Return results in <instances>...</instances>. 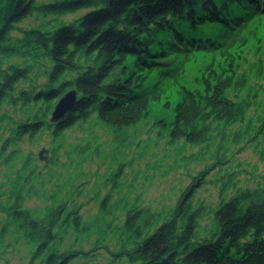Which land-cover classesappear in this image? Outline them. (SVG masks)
<instances>
[{
  "label": "trees",
  "instance_id": "trees-1",
  "mask_svg": "<svg viewBox=\"0 0 264 264\" xmlns=\"http://www.w3.org/2000/svg\"><path fill=\"white\" fill-rule=\"evenodd\" d=\"M28 17L35 23L21 25ZM263 33L264 0H0V108H13L0 112V209L33 246L27 264H90L103 254L107 264H264V176L256 188L240 186L229 148L242 141L264 160ZM253 40L257 57L249 61ZM198 59L189 79L187 67ZM39 74L45 80L36 88ZM28 80L35 85L23 86ZM70 89L78 92L74 109L51 122L55 103ZM170 93L173 115L159 125L168 142L200 145L203 155L214 150L167 211L124 206V198L108 193L86 218L79 190L60 197V183L43 193L47 203L39 211L26 206L38 186L42 193L54 183L58 165L39 152L23 155L26 136L50 131L56 153L67 127L94 119L119 132ZM253 107L260 112L250 115ZM90 147L71 149L84 155ZM214 169L218 203L194 201ZM8 227L0 224V243Z\"/></svg>",
  "mask_w": 264,
  "mask_h": 264
},
{
  "label": "rangeland",
  "instance_id": "rangeland-1",
  "mask_svg": "<svg viewBox=\"0 0 264 264\" xmlns=\"http://www.w3.org/2000/svg\"><path fill=\"white\" fill-rule=\"evenodd\" d=\"M84 10L75 15L68 16L73 19L77 15L83 14ZM66 18V19H67ZM35 23L33 17H28L21 23L23 26ZM264 44V33L262 34ZM247 47L249 54L247 59L253 61L257 54H254L255 40ZM259 52V50H258ZM257 52V53H258ZM201 59L187 67V77L191 79L198 73V64H202ZM34 66L39 68V64ZM246 67L242 64V68ZM241 68V70H242ZM38 84L40 87L45 78L39 74ZM254 82V79H252ZM23 86H34L31 80L22 82ZM171 99L161 98L156 103H152L146 118L136 125L126 127L122 131L110 130L94 119L90 121L74 124L64 129L60 135L64 142L62 147L56 149V153L51 151L54 141L51 140L50 131L44 130L39 134L26 136L20 146L23 155L28 150L38 153L43 147L48 149V159L54 157L58 165H53L55 179L47 184L46 189L41 193L40 187L38 195L27 197L26 206L33 212L39 211L47 203L43 193L52 189L53 184L60 183L61 194L74 193L79 190L78 200L83 202L84 216L91 218L97 213L99 202L108 193L113 198H124L121 205H130L134 202L149 204L152 208L167 211L175 202L180 189L189 181L199 169L205 167L211 158L214 150L203 155L200 145H185L180 148V143L170 144L168 142V130L160 125L162 119L170 120L173 115L171 107H174L176 99L174 93H170ZM56 104V103H55ZM12 112L11 106L4 105L0 112ZM260 110L251 108L250 115L258 113ZM15 119L19 120V112L15 113ZM3 132L0 129V134ZM59 140V139H58ZM89 143L90 150L84 155L78 154L71 148L77 144ZM182 146V145H181ZM229 148L234 153L237 162L231 168L239 166L236 176L238 183L242 187L256 188L262 185L264 176V160H261L252 146L242 143H230ZM40 161V160H39ZM3 168V166H0ZM14 166L12 167V170ZM7 172V176H13V171ZM214 169L207 177V182L202 184L196 191L194 201L204 200L205 203L216 205L219 201V184L217 179L220 170ZM1 179V175H0ZM228 191V190H227ZM233 192H227L229 197ZM59 196V195H58ZM77 196V195H76ZM139 196V197H138ZM120 207L119 214L123 212ZM208 219L205 218L201 224L209 227ZM8 224V230L0 243V264H27L33 246H31L25 236L24 230L0 209V224ZM97 230L87 236L81 237L87 243L97 235ZM72 236V235H71ZM70 236V237H71ZM117 238L111 237L110 243H115ZM108 258L103 254L98 262L88 261L90 264H107ZM35 264H39L35 262ZM117 264H131L126 261Z\"/></svg>",
  "mask_w": 264,
  "mask_h": 264
},
{
  "label": "water",
  "instance_id": "water-1",
  "mask_svg": "<svg viewBox=\"0 0 264 264\" xmlns=\"http://www.w3.org/2000/svg\"><path fill=\"white\" fill-rule=\"evenodd\" d=\"M77 95L78 92L75 89H70L66 91L56 102L54 105L52 112H51V117L50 121L53 123H58L60 122L64 116L71 112L77 102ZM48 152V149L42 148L39 151V156L41 159L47 160L48 156L45 155Z\"/></svg>",
  "mask_w": 264,
  "mask_h": 264
}]
</instances>
